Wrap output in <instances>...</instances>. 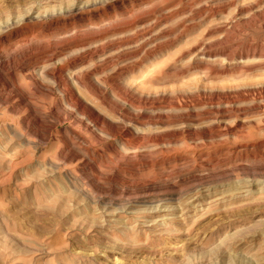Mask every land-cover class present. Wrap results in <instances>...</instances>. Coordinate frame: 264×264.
Instances as JSON below:
<instances>
[{
	"label": "rangeland",
	"instance_id": "374dc122",
	"mask_svg": "<svg viewBox=\"0 0 264 264\" xmlns=\"http://www.w3.org/2000/svg\"><path fill=\"white\" fill-rule=\"evenodd\" d=\"M70 3L0 0V29L26 12L54 22L27 54L0 34V86L10 92L7 104L0 101V264H264V0H73L76 15L68 13ZM113 27L123 30L110 32ZM66 32L103 35L104 43L121 38L88 61L106 58L111 78L103 89L120 110L79 86L73 91L95 116L145 137L144 143L116 131L96 134L91 120L65 106L58 92L31 93L24 77L37 79L42 69L27 62H45L41 48ZM53 54L59 67L67 54ZM114 83L165 100L135 110L117 99ZM211 96L216 100L202 99ZM54 103L66 116L53 133L73 145L72 162L57 157L51 141L39 142L33 129L14 125L17 116ZM169 131L174 136L164 138ZM78 164L83 170L65 175Z\"/></svg>",
	"mask_w": 264,
	"mask_h": 264
},
{
	"label": "bare ground",
	"instance_id": "6f19581e",
	"mask_svg": "<svg viewBox=\"0 0 264 264\" xmlns=\"http://www.w3.org/2000/svg\"><path fill=\"white\" fill-rule=\"evenodd\" d=\"M77 1V0H76ZM72 2L73 0H71V10L68 11V13H72V14H75L79 11V7H77V3L73 4L72 5ZM86 6H89L87 4H85ZM96 4H94L95 6ZM85 8V6H84ZM83 8V9H84ZM70 9V8H69ZM92 9V8H91ZM26 10V9H25ZM28 11V10H26ZM34 12V11H33ZM94 13V12H93ZM118 13V12H117ZM36 14V13H35ZM64 14V13H63ZM60 15V14H59ZM89 15V14H88ZM91 15V14H90ZM54 16V15H53ZM49 17V16H48ZM52 16H50L51 18ZM123 17V16H122ZM98 18V17H97ZM125 18V17H124ZM88 19H90L88 17ZM101 19V18H100ZM11 20V18H10ZM8 20L7 22H5V24L1 27V31H0V34L1 35H4V38H8V40H11L15 49L18 50V51H22L23 53H25L27 50H29L32 46H34L37 42H38V39L40 38V36L42 37V34H44V32H46L49 28V26H51L54 22L53 21H50L49 23H43L42 21L44 20V18L42 16H39V15H32L31 12H26L24 13L23 17L22 18H19V19H15V21H10ZM99 20V19H98ZM76 21V20H75ZM87 21V20H86ZM124 21V20H123ZM147 21H148V18H147ZM4 22V21H2ZM47 22V21H46ZM88 22V21H87ZM99 22V21H98ZM73 23V22H72ZM90 23V22H89ZM129 23V22H127ZM75 24V23H74ZM100 24V23H99ZM121 24V23H120ZM123 24V22H122ZM121 24V25H122ZM143 24V23H142ZM88 25V24H87ZM124 25V24H123ZM135 25V24H134ZM137 25V24H136ZM96 26V25H95ZM146 26V25H145ZM155 26V25H154ZM97 27V26H96ZM128 27V26H127ZM144 27V26H143ZM85 28V27H84ZM130 28V27H129ZM140 28V27H139ZM142 28V27H141ZM145 28V27H144ZM66 29V28H65ZM103 29V28H102ZM112 29V28H111ZM132 29V28H131ZM134 29V28H133ZM64 30V29H63ZM70 30V29H69ZM97 30V29H96ZM110 30V29H109ZM123 30V27H118V28H115L113 27L112 30H110V32H120ZM126 30V29H125ZM135 30V29H134ZM73 31V30H72ZM146 31V30H145ZM68 32V31H67ZM67 34V36L60 42L56 43V44H53V45H49L48 47H46L45 49L41 48L44 53L45 56H47L45 58V62H32V63H28L27 62V67H30L31 65L33 64H36V63H41V72L38 76V78L36 79V76H33V75H26L24 77L25 81H27L28 85H30L31 87V90H32V94L33 95H36V94H39V93H43V94H47L49 96H53L54 92H58L60 95H61V101L63 103H65V106L68 105L69 107L71 108H74L76 110H78L79 112H81L82 114H84V117L85 115L91 120L90 122H92L91 124L96 127L95 129H97V131L99 133H96V134H100V133H103L106 135H109L110 133H113V131H116V135H124L125 137H131L132 141L135 142V143H141L143 142L144 143V140L146 139L145 137H142V136H139V135H134L132 132L130 131H127V129L123 126H116L117 124H112L109 123L107 121V118H103L101 116H103V114L101 116H95L94 112L91 110V108L85 103L84 100L81 99V97L78 95V93H76L74 90V87L76 86H79L80 88H82L84 91H86L87 93H90V94H93L97 100L100 101V103L102 104V106H106L110 109H112V111H114L115 113H117L120 108H121V105L118 104V102H111L110 101L108 102L107 101V96H106V93L104 91V84L107 82V74L104 73L106 72V65H107V62H103L105 61V59H102L101 61L102 62H88L90 60H92L93 58H96V57H100L102 55V53L104 52V50L108 49V48H113L115 44H117L118 41L121 40V38L119 39H116L113 41V43L109 42L107 43H104V41L102 40L103 37H106V36H103V35H99V36H96V37H91V36H86L84 33V35H77L76 32H71L70 34ZM83 32V31H82ZM81 32V33H82ZM130 32V31H129ZM48 33V32H47ZM86 33V32H85ZM97 33V32H95ZM128 33V32H127ZM51 34V33H50ZM64 34V32H63ZM113 34V33H112ZM45 35V34H44ZM106 35V34H105ZM110 35V34H109ZM120 35V34H119ZM143 35V34H142ZM59 37V36H58ZM130 37V36H129ZM138 37V36H137ZM140 37V36H139ZM63 38V37H62ZM40 40V39H39ZM102 40V41H101ZM88 42L92 43V44H88ZM123 42V41H122ZM9 43V42H8ZM111 43V44H110ZM120 43V42H119ZM126 43V42H125ZM137 44V43H136ZM121 45V44H120ZM2 48V47H1ZM34 47H32L33 49ZM37 48V46H36ZM71 48H75L76 50H73L72 52H70L69 54H67V52L69 51V49ZM118 48V47H117ZM136 48V47H135ZM138 48V47H137ZM31 49V51H32ZM114 49V48H113ZM202 49V48H201ZM37 50H40V47L37 48ZM36 50V51H37ZM68 50V51H67ZM131 50V49H130ZM194 50V49H193ZM56 51H62L63 53H66L67 56L65 57L64 59V62H60V66L57 67L56 66V63H54V61H52V59L54 58V52ZM67 51V52H66ZM112 51V50H111ZM115 51V50H114ZM199 51V50H198ZM7 52V51H6ZM118 52V51H117ZM28 52H26L27 54ZM33 53V52H32ZM30 52V54H32ZM105 53V52H104ZM145 53V52H144ZM15 54V53H14ZM39 54V53H38ZM116 54V53H115ZM3 55H4V52H3ZM19 55V54H18ZM56 55V54H55ZM106 55V54H105ZM133 55V54H132ZM131 55V56H132ZM27 56V55H26ZM57 56V55H56ZM62 56H65L62 54ZM127 56V55H126ZM149 56V55H148ZM13 57V56H12ZM124 57V56H123ZM122 57V58H123ZM144 57V56H143ZM151 57V55H150ZM154 58V57H153ZM97 59V58H96ZM113 59V58H112ZM34 60V59H33ZM111 60V59H110ZM154 60V59H153ZM52 61V62H51ZM10 62V61H9ZM2 63V62H1ZM7 63V62H6ZM92 64L91 67L88 66V64ZM114 63V62H113ZM121 63V62H120ZM139 63V62H138ZM135 64V63H134ZM6 65V64H5ZM26 65L24 66V68L26 67ZM97 65L101 68H97ZM150 65V64H149ZM153 65V64H152ZM8 66V65H7ZM16 66V65H14ZM22 65H18L17 64V67H21ZM39 66V65H38ZM123 66V65H122ZM129 66V65H128ZM132 66V64H131ZM3 66L0 65V75L2 74V72L4 70H1L3 69L2 68ZM5 67V66H4ZM116 67V66H115ZM10 67H8L9 69ZM39 68V67H38ZM108 68V67H107ZM144 68V67H143ZM7 69V68H6ZM26 69V68H25ZM32 69V68H31ZM135 69V68H134ZM22 70V68H21ZM37 70V69H36ZM123 70V68H122ZM129 70V69H128ZM143 70V69H142ZM121 71V69H120ZM126 71V70H125ZM131 71V70H130ZM136 71V70H135ZM115 72V71H114ZM124 72V71H123ZM122 72V73H123ZM142 72V71H141ZM7 73V72H6ZM25 74V72H23ZM32 73V72H31ZM143 73V72H142ZM27 74V73H26ZM34 74V73H33ZM117 74V72H116ZM121 74V73H120ZM119 74V75H120ZM36 75V74H35ZM96 75H100V77L94 79L92 78L93 76H96ZM146 76V75H145ZM2 77V76H1ZM114 77V76H113ZM119 77V76H118ZM124 77V76H123ZM111 78V77H110ZM109 78V79H110ZM132 78V77H131ZM1 79V78H0ZM3 79V77H2ZM1 79V80H2ZM5 79V78H4ZM108 79V80H109ZM137 79V78H136ZM22 80V79H21ZM113 80V79H111ZM127 80V79H126ZM3 81V80H2ZM5 81V80H4ZM12 81V80H11ZM14 81V80H13ZM114 81V80H113ZM133 81V80H132ZM110 82V81H109ZM115 82H119V80L115 81ZM3 83V82H2ZM6 83V82H4ZM121 83V82H120ZM120 83H114L113 84V89L114 91L116 92V95L117 96V99H119L120 101H122V103H129V105L131 107H134L135 110L136 108L138 107H142V106H145V105H149L150 106H153L154 107L157 105H159L161 102H163L165 100L164 96L162 95H149V94H141L138 93L136 91V85L134 83V85H124V84H120ZM13 84V82H12ZM111 84V83H110ZM112 85V84H111ZM7 85H5L6 87ZM12 86V85H11ZM19 86V85H18ZM17 86V87H18ZM20 87V86H19ZM3 88H4V85L2 84L0 86V101L3 102V103H8L9 101V94L10 92L6 93V95L3 93ZM11 88V87H10ZM14 88V87H13ZM12 88V89H13ZM141 88V87H140ZM11 89V90H12ZM143 89V88H142ZM141 89V90H142ZM16 90V89H14ZM30 90V89H29ZM140 90V89H139ZM145 90V89H143ZM142 90V91H143ZM18 91V90H17ZM26 91V90H25ZM146 91V90H145ZM252 92V91H250ZM15 93V92H14ZM20 93V92H19ZM30 93V94H31ZM147 93H150V92H147ZM161 93V92H160ZM8 94V95H7ZM31 94V95H32ZM111 94V93H110ZM115 94V93H114ZM153 94V93H151ZM17 95L19 96V94L17 93ZM212 95V94H211ZM214 95V94H213ZM248 95V94H247ZM15 96V95H14ZM206 96V95H205ZM215 96V95H214ZM214 96L210 97V98H207L206 100L203 99V101H207V102H213L214 100H216V98H214ZM250 96V95H249ZM203 97V96H202ZM59 98V97H58ZM111 98V96H110ZM115 98V97H113ZM167 98V97H166ZM169 98V97H168ZM244 97H242L243 99ZM52 99V98H51ZM89 99V97H88ZM109 99V98H108ZM227 99V98H226ZM24 100V99H23ZM28 100V99H27ZM43 100H46L43 99ZM93 100V98H92ZM199 100V98H198ZM197 100V101H198ZM244 100V99H243ZM20 101V100H19ZM18 101V103H19ZM49 101V100H48ZM57 101V98H54V102ZM90 101V100H88ZM117 101V100H116ZM223 101V100H222ZM200 102V101H198ZM51 103V100L50 102ZM174 103V102H173ZM242 103V102H241ZM11 104V103H10ZM8 104V107H10V110L11 111H14V105H10ZM15 104V103H14ZM96 104V103H95ZM216 103H214L215 105ZM220 104V103H219ZM3 105V104H2ZM18 105V104H17ZM64 105V104H63ZM129 105H128V108H129ZM162 105V104H161ZM164 105V103H163ZM175 105V104H174ZM46 106V105H45ZM44 106V107H45ZM95 106V105H94ZM177 106V105H176ZM219 106V105H218ZM5 107V106H4ZM20 107V106H19ZM158 107V106H157ZM161 107V106H160ZM185 107V105H184ZM200 107V106H199ZM70 108V109H71ZM100 108V107H99ZM169 108V107H168ZM19 109V108H18ZM44 109V108H43ZM42 109V110H43ZM57 108L55 106V103L54 104H49L48 106L45 107L44 111H46V114H44L42 112V114H44L42 116V114L40 113V111L42 110H39L37 109L34 110L32 108V110H29L28 112H26V115L24 116H17V119L14 120V125H20L22 127L25 128V130L28 132H30L29 130L33 129L34 130V137L37 138V140L39 142H52L53 145L56 146V151L54 152V154L63 159V160H68V161H74L76 160V154L75 152L73 151V145L71 144H68L67 141H65L64 139H61L59 138L58 136H56L55 134L57 133H53V130H54V124H56L57 122H59L62 118H64L66 115L64 114V112H60L61 110ZM67 109V108H66ZM167 109V108H165ZM103 110V109H102ZM180 110V109H179ZM183 110V109H182ZM210 110V109H209ZM105 111V110H104ZM138 111V110H137ZM173 111V109H172ZM212 111V110H211ZM10 112V111H9ZM73 112V111H72ZM136 112V111H135ZM159 112V111H158ZM222 112V111H221ZM227 112V110H226ZM15 113V111H14ZM76 114V112H74ZM97 113V112H95ZM107 113V111H106ZM109 113V112H108ZM193 113V112H192ZM18 114V113H15V115ZM144 114V113H143ZM184 114V113H183ZM198 114V113H196ZM210 114V113H209ZM7 115V114H6ZM14 115V116H15ZM118 115V114H117ZM165 115V114H164ZM163 115V116H164ZM194 115V114H193ZM205 115V114H204ZM13 116V117H14ZM74 116V115H73ZM111 116V115H110ZM141 116V115H140ZM150 116V115H149ZM162 116V117H163ZM10 117V116H9ZM80 117V116H79ZM83 117V118H84ZM114 117V116H113ZM123 117H126V116H123ZM147 117V116H146ZM184 116H178L175 120V122L177 123H180L182 120H184ZM197 117V115H196ZM226 117V116H225ZM8 118V117H7ZM15 118V117H14ZM14 118H11V119H14ZM82 119V117H80ZM142 118V116H141ZM151 118V117H150ZM155 118V117H154ZM72 119V118H71ZM85 119V118H84ZM114 119V118H113ZM117 119V118H115ZM152 119V118H151ZM159 119V117H158ZM138 120V116L134 117L133 118V123L137 122ZM170 120H171V117H170ZM189 120V119H188ZM200 120V119H199ZM80 121V119H79ZM78 121V122H79ZM89 121V120H88ZM126 121V120H125ZM147 121V120H146ZM149 121V120H148ZM151 121V120H150ZM174 121V120H172ZM203 121V120H202ZM89 122V123H90ZM127 122V121H126ZM190 122V121H189ZM150 123V122H149ZM208 123V122H207ZM206 123V124H207ZM212 123V122H211ZM210 123V125H211ZM7 124V123H5ZM4 124V125H5ZM88 124V123H87ZM136 124V123H135ZM194 124V123H193ZM3 124H1L2 126ZM151 125V123H150ZM187 125V124H186ZM185 125V126H186ZM205 125V124H204ZM82 126V125H81ZM89 126V124H88ZM213 126V125H212ZM6 127V126H5ZM4 127V128H5ZM68 127V126H67ZM83 127V126H82ZM86 127V126H85ZM140 127V126H139ZM143 127V126H141ZM165 127V126H164ZM192 127V126H191ZM216 127V126H215ZM16 128V127H15ZM84 128V127H83ZM135 128V126H134ZM144 128V127H143ZM205 128V127H204ZM214 128V126H213ZM14 129V128H12ZM78 129V128H77ZM129 129V128H128ZM146 129V128H145ZM148 129V127H147ZM207 129V128H205ZM229 129V128H228ZM9 130V129H8ZM18 130V129H17ZM92 130V128H91ZM201 130H202V127H201ZM200 130V131H201ZM3 131V130H2ZM15 131V130H14ZM25 131V132H26ZM216 131V130H215ZM10 132V130H9ZM17 131H15L16 133ZM74 132V131H73ZM92 132V131H91ZM190 132V131H189ZM193 132V131H192ZM198 132V131H197ZM213 132V131H212ZM143 133V132H142ZM153 133V132H152ZM167 133V132H166ZM179 133V132H178ZM186 134V132H183V134ZM203 133V132H201ZM208 133V132H207ZM54 134V135H53ZM74 134V133H73ZM95 134V133H93ZM95 134V135H96ZM114 134V133H113ZM112 134V136H113ZM145 134V133H144ZM158 134V133H157ZM175 132L173 131H169V133L167 134H164L162 135L164 138H168L170 136H174ZM190 134V133H188ZM187 134V135H188ZM194 135H196V133H192ZM204 134V133H203ZM206 134V133H205ZM214 134V133H213ZM97 135V136H98ZM111 135V134H110ZM109 135V136H110ZM133 135L135 137H133ZM155 135V134H154ZM200 135V134H199ZM1 136V135H0ZM11 136V135H10ZM60 136V135H59ZM84 136V134H83ZM161 136V137H162ZM190 136V135H189ZM8 137V136H7ZM74 137H77V139L81 138V136H79L78 134L77 135H74ZM100 137V136H99ZM159 137V136H158ZM157 137V138H158ZM188 138V136H186ZM70 138V136H69ZM111 138V137H110ZM120 138V137H118ZM156 138V139H157ZM195 138V137H194ZM193 138V139H194ZM18 139V138H17ZM153 139V138H152ZM151 139V140H152ZM191 139V138H190ZM198 139V138H197ZM98 140V138L96 139ZM100 140V139H99ZM98 140V141H99ZM161 140V138L159 139ZM13 141V140H12ZM29 141V140H28ZM83 142V140H81ZM87 141V140H86ZM153 141V140H152ZM157 141V140H156ZM162 141H163V138H162ZM161 141V142H162ZM174 141V140H171V142ZM10 142V141H9ZM30 142H33V141H30ZM85 142V141H84ZM147 142V141H146ZM159 142V141H157ZM168 142V140H167ZM17 143V142H16ZM37 143V141H36ZM103 143V142H102ZM125 143V142H124ZM35 144V143H34ZM45 144V143H44ZM146 144V143H145ZM32 145V144H31ZM37 145V144H36ZM40 145V144H39ZM83 145V144H82ZM127 145V144H126ZM153 145V144H152ZM52 146V145H51ZM124 146V145H123ZM134 146V145H133ZM137 146V145H136ZM148 146V145H147ZM146 146V148H147ZM155 146V145H154ZM132 147V146H131ZM193 149V148H192ZM123 150V149H122ZM144 150V149H143ZM109 151V150H108ZM114 151V150H113ZM146 151V150H145ZM6 152V151H5ZM124 152V151H123ZM127 152V151H126ZM131 152V151H130ZM133 152V150H132ZM147 152V151H146ZM231 152V151H230ZM81 153V152H80ZM84 153V152H83ZM82 153V154H83ZM4 154V153H3ZM103 154V153H102ZM9 155V154H8ZM112 155V154H111ZM187 155V154H186ZM113 156H117V152L113 153ZM102 158V157H101ZM117 158V157H116ZM126 158V157H125ZM212 159V158H209V160ZM47 160V159H46ZM79 160V159H78ZM96 160V159H95ZM93 160V161H95ZM98 160V159H97ZM118 160V159H117ZM50 161V160H49ZM126 161V160H125ZM41 162V161H40ZM43 162V161H42ZM52 162V161H51ZM117 162V161H116ZM115 162V163H116ZM139 162V161H138ZM196 162V161H195ZM63 163V161H62ZM65 163V161H64ZM96 163V162H95ZM45 164V163H44ZM50 164V162H49ZM73 164V163H72ZM126 164V163H125ZM57 165V164H55ZM60 165V164H59ZM75 165V164H74ZM80 164L74 166L70 171H67L65 175H69V176H72L73 173H75L76 171H81L83 170V167L82 166H85L82 164V166L80 167L79 166ZM109 165V164H108ZM53 166V164H52ZM61 166V165H60ZM121 166V165H120ZM69 167H72V166H69ZM92 167V166H91ZM90 167V168H91ZM89 168V167H88ZM63 169V168H62ZM94 169V168H93ZM92 169V171H93ZM48 170V169H47ZM69 170V169H68ZM91 170V169H90ZM96 170V169H95ZM90 172V171H89ZM58 173V171H57ZM80 173V172H79ZM106 173V172H105ZM114 173V172H113ZM63 174V173H61ZM60 174V175H61ZM81 174V173H80ZM94 174V173H93ZM53 175V174H52ZM59 175V174H58ZM56 176V174H55ZM52 177V178H55ZM78 176V175H77ZM84 176V174H83ZM111 176V175H109ZM75 177V176H74ZM95 177V176H94ZM103 177V176H102ZM61 178V177H60ZM73 178V177H71ZM79 178H80V175H79ZM97 178V177H95ZM114 178V177H113ZM117 178V177H116ZM64 179V178H63ZM62 179V180H63ZM106 180H109V177L107 176L105 178ZM60 180V181H62ZM90 180H94V183H95V179H90ZM89 180V182H90ZM78 182V180H76ZM80 181V180H79ZM87 181V180H86ZM56 182V181H55ZM66 182V180H65ZM82 182V181H81ZM102 183V181H99ZM112 182V180H111ZM76 182L74 181V184ZM86 183V182H85ZM93 184V182L91 183ZM91 184H88V185H91ZM98 184V182H97ZM109 184L111 185L110 181H109ZM79 185V183H78ZM84 185V184H83ZM87 185V183H86ZM96 185V183H95ZM102 185L100 186L98 184V186L102 187ZM108 185V186H110ZM124 186V185H123ZM100 187H98L100 189ZM136 187V186H135ZM75 188V187H74ZM73 188V189H74ZM92 188V187H91ZM108 188V187H106ZM114 188V187H113ZM98 189V190H99ZM198 189V188H197ZM196 189V190H197ZM262 189V188H261ZM112 190V189H111ZM84 192V191H82ZM128 192V191H127ZM195 193V192H194ZM197 196V195H196ZM132 200V199H131ZM198 201V200H197ZM199 202V201H198ZM187 203V202H186ZM200 203V202H199ZM147 207V206H146ZM152 208V207H151ZM161 208V206H160ZM149 208H147L148 210ZM194 209V207H193ZM196 209V208H195ZM150 210V209H149ZM157 210V209H156ZM139 211V210H138ZM146 211V210H145ZM149 215V214H147ZM114 216V215H113ZM117 216V215H116ZM130 216V215H129ZM134 217V216H133ZM136 217V216H135ZM139 218V217H138ZM146 218V217H145ZM132 220V219H131ZM147 220V219H146ZM102 221V220H101ZM134 221V220H133ZM132 221V222H133ZM161 221V220H160ZM163 221V220H162ZM111 222V221H110ZM142 222V221H141ZM102 223L105 224V221H102ZM107 223V222H106ZM159 223V222H158ZM103 225V224H102ZM106 225V224H105ZM158 225V224H157ZM165 225V224H164ZM93 226V225H92ZM101 226V225H100ZM99 226V227H100ZM110 226V225H109ZM95 227V226H94ZM118 227V226H117ZM134 227V226H133ZM144 227V226H142ZM152 227V226H151ZM155 227V226H154ZM127 228V227H126ZM106 229V228H105ZM125 229V228H124ZM132 229V228H131ZM94 231V230H93ZM92 231V233H93ZM97 232V231H96Z\"/></svg>",
	"mask_w": 264,
	"mask_h": 264
}]
</instances>
